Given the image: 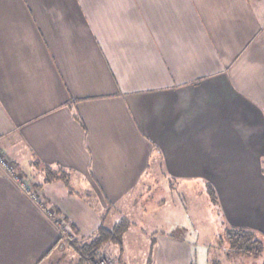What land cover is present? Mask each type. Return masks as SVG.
<instances>
[{
	"label": "crops",
	"instance_id": "crops-1",
	"mask_svg": "<svg viewBox=\"0 0 264 264\" xmlns=\"http://www.w3.org/2000/svg\"><path fill=\"white\" fill-rule=\"evenodd\" d=\"M0 148L43 203L0 168V264H75L57 220L112 229L155 171L213 184L227 229L264 241V0H0ZM149 249L196 256L176 233Z\"/></svg>",
	"mask_w": 264,
	"mask_h": 264
},
{
	"label": "rangeland",
	"instance_id": "rangeland-1",
	"mask_svg": "<svg viewBox=\"0 0 264 264\" xmlns=\"http://www.w3.org/2000/svg\"><path fill=\"white\" fill-rule=\"evenodd\" d=\"M6 158L9 159L7 156ZM8 162L11 167L12 161L9 159ZM12 164L15 165L13 162ZM16 169L21 173L17 166ZM21 174L23 175V172ZM148 181L140 195L120 203L106 221L108 225L121 219L128 223L129 229L123 240L125 253H122L118 243L108 242L95 253L91 262L88 261L89 264H101L102 261H105V264H114L115 258H120L121 264H144V257L150 250L149 245L160 233L185 235V239L193 244V250L196 252L194 264H264V253L257 258L244 254L232 247L226 238L223 204L213 184L186 180L169 182L163 179L158 171H155ZM29 183L35 185L30 181ZM85 185L87 184L81 181L74 184L84 196L91 197L90 188ZM158 186H162L163 190L156 194ZM211 186L215 192L211 191ZM62 226L65 228H61L64 229V235L56 253L61 258L72 256L77 262V247L72 246L77 250L73 253L69 246L75 240L80 244L90 242L97 234L80 239L76 238L75 231L68 224L64 222ZM60 264L66 263L61 260Z\"/></svg>",
	"mask_w": 264,
	"mask_h": 264
},
{
	"label": "trees",
	"instance_id": "trees-1",
	"mask_svg": "<svg viewBox=\"0 0 264 264\" xmlns=\"http://www.w3.org/2000/svg\"><path fill=\"white\" fill-rule=\"evenodd\" d=\"M57 175V171L52 168L49 167L46 169L47 180H53ZM59 176L66 177V174L60 171ZM211 191L215 192L212 186ZM71 226L73 229H76L73 225ZM128 227V223L121 220L112 229H108L104 225H101L98 229L97 236L90 242L80 244L75 240L71 245L76 246L79 253V260L75 264H86L87 260L91 262V258L96 252L100 251L101 247L104 246L106 242L114 241L121 243L122 236ZM225 236L230 241L232 247L236 248L239 252L255 256L256 258L261 256L264 252V241L258 238L253 231L245 228L227 229Z\"/></svg>",
	"mask_w": 264,
	"mask_h": 264
},
{
	"label": "built area",
	"instance_id": "built-area-1",
	"mask_svg": "<svg viewBox=\"0 0 264 264\" xmlns=\"http://www.w3.org/2000/svg\"><path fill=\"white\" fill-rule=\"evenodd\" d=\"M8 161H9V159H7L6 156L3 155L0 151V168L4 169L8 173V175L11 176V178L13 179L15 184H17L19 187H21L25 193H27L34 201H36V203H38L39 205H42L43 204L42 199H41L38 191L35 190L33 185L30 184L29 181L25 179L24 175H22L16 169V166L13 165L12 162H11V167H10ZM48 213L50 216L53 215V214H51V212H48ZM57 223L59 225V229L61 232V239H62V235H64L63 232L65 229L62 226V224L64 223V220L63 219L57 220ZM61 228H64V229H61ZM101 264H105V261H102Z\"/></svg>",
	"mask_w": 264,
	"mask_h": 264
}]
</instances>
